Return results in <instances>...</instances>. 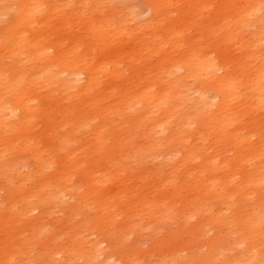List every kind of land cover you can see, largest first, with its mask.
<instances>
[{
  "label": "rangeland",
  "instance_id": "374dc122",
  "mask_svg": "<svg viewBox=\"0 0 264 264\" xmlns=\"http://www.w3.org/2000/svg\"><path fill=\"white\" fill-rule=\"evenodd\" d=\"M263 22L0 0V264H264Z\"/></svg>",
  "mask_w": 264,
  "mask_h": 264
},
{
  "label": "bare ground",
  "instance_id": "6f19581e",
  "mask_svg": "<svg viewBox=\"0 0 264 264\" xmlns=\"http://www.w3.org/2000/svg\"><path fill=\"white\" fill-rule=\"evenodd\" d=\"M264 23V22H263ZM213 63V62H212ZM211 63V64H212ZM212 66H213V64H212ZM202 68V67H201ZM215 68V67H214ZM222 68V67H221ZM223 69V68H222ZM204 70V69H203ZM210 70V69H209ZM206 73V72H205ZM227 74V73H226ZM205 75V74H204ZM207 75H210V77H211V81L209 80L208 82H207V85L208 86H210V85H215V86H219L220 88H224V86H226V84H225V82H226V79H224L223 77L224 76H222V77H220L221 78V81L219 82V84L217 85L216 83V81H215V79L216 78H213L214 76H216L217 74L215 73V72H213V75H211V71H208V73H207ZM218 76V75H217ZM226 76V75H225ZM230 79V78H229ZM234 79V78H233ZM227 81H228V79H227ZM228 83V82H227ZM229 87V86H228ZM235 88V87H234ZM233 88V89H234ZM238 89V88H237ZM222 93V98L224 97V95H225V93H224V91H222L221 92ZM225 97L227 98L228 96H226L225 95ZM230 97V96H229ZM203 100L205 101V104H207V107H208V105H212L211 103H210V101H209V97L208 96H206V95H204L203 94ZM207 100V101H206ZM121 264H123V262H122V260H121V262H120Z\"/></svg>",
  "mask_w": 264,
  "mask_h": 264
}]
</instances>
